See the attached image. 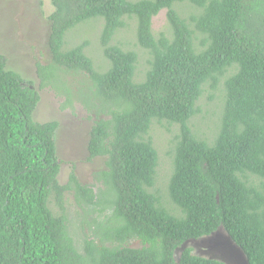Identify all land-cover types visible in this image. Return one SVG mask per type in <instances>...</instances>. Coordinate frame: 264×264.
Wrapping results in <instances>:
<instances>
[{
  "label": "trees",
  "instance_id": "obj_1",
  "mask_svg": "<svg viewBox=\"0 0 264 264\" xmlns=\"http://www.w3.org/2000/svg\"><path fill=\"white\" fill-rule=\"evenodd\" d=\"M185 3L198 10L189 20L174 8ZM52 4V63L37 65L40 90L72 107L64 72L86 74L83 103L97 118L88 150L90 160L106 159L96 181L107 192L96 195L74 173L60 184L59 123L35 122L40 92L0 56V264H227L190 247L218 232L248 264H264V0ZM163 11L169 32L157 36L153 20ZM98 18L106 73L85 55L88 42L64 51L69 30ZM127 20L138 21V43L151 57L140 83L138 54L111 45ZM206 87L222 94L212 143L196 128L209 123L199 105ZM164 123L177 129L167 185L174 210L155 190L159 153L149 134ZM68 193L79 209L73 218ZM133 241L141 247H128Z\"/></svg>",
  "mask_w": 264,
  "mask_h": 264
},
{
  "label": "rangeland",
  "instance_id": "obj_2",
  "mask_svg": "<svg viewBox=\"0 0 264 264\" xmlns=\"http://www.w3.org/2000/svg\"><path fill=\"white\" fill-rule=\"evenodd\" d=\"M174 8L187 20L192 15L198 14L197 8L187 3L176 4ZM54 12L55 7L52 0H0V56L7 60V70L17 72L25 80L33 81L40 92L41 101L34 114L35 122L46 124L57 121L59 123L56 144L57 155L61 163L60 184H66L70 175L74 173L81 184L94 188L96 193L100 194L98 189H103V186L101 181L97 183L96 179L98 173L105 169L104 162L106 159L95 158L90 160L88 146L91 131L97 122V118L94 113L88 112L84 107L83 100L86 99L87 91L86 88L83 90L81 88L85 86L87 81L86 74L76 75L65 74L64 72L65 81L72 90V107L65 105V97L59 96L57 92L49 88L40 90L41 79L39 80L37 76V65L48 66L52 63V55L49 49L52 23L49 18ZM166 14L167 12L163 11L153 20V33L157 36L162 32H169ZM102 25V19L98 18L81 23L69 30L65 35L64 51L68 52L88 42L85 55L91 59L97 71L106 73L111 69L112 64L106 58L100 43ZM137 27L138 21L135 23L133 20H127L125 27L116 31L111 45L118 46L126 52L133 51L138 54L135 80L140 83L145 80L146 71L150 68L148 62L151 57L148 51L138 43ZM45 75L47 76L44 77L46 83L53 81L48 73ZM63 88L64 86H61V91L64 92ZM220 88L222 89V85ZM212 95L216 96L214 101L209 99ZM220 95H222L220 92L213 93L206 87L199 102L202 109L201 116L207 117L209 123L206 126L201 124V127L196 126V128L199 129V133L205 134L201 138L208 140L209 143L214 142L215 136L217 137L220 131L218 124L222 108L219 107V103L216 107L217 97ZM207 112H209L208 115ZM212 113L216 114L212 115ZM211 119L212 122H210ZM194 122L199 124V121ZM171 131H167L166 123L155 124L149 137L152 138L159 153L155 190L167 203L169 210H174L167 200L168 180L173 172V158L170 152L173 148L172 143L177 129L173 131L172 128ZM65 201L73 218L74 212L79 210L74 196L68 193L65 196ZM52 207L55 209V205ZM190 245L194 248V253L200 256L218 257V259L231 264L233 262L234 264H247L243 253L236 246L229 244V239L225 237L223 232H218ZM127 246L133 249L141 247L140 243L136 241L130 242ZM177 256L179 257V253Z\"/></svg>",
  "mask_w": 264,
  "mask_h": 264
},
{
  "label": "clouds",
  "instance_id": "obj_3",
  "mask_svg": "<svg viewBox=\"0 0 264 264\" xmlns=\"http://www.w3.org/2000/svg\"><path fill=\"white\" fill-rule=\"evenodd\" d=\"M97 183H99V182H97ZM101 183H102V182H101ZM102 186H103V183H102ZM94 190H95V189H94ZM98 191H100V194H101V193L103 194L104 192H107V189H106L105 186H103V189H102V188H99ZM95 194L98 195V196H100V194H99V193H96V191H95ZM102 194H101V195H102ZM225 237H227V236L225 235ZM227 238H228V237H227ZM228 239H229V238H228ZM237 249H238V248H237ZM238 250L240 251V249H238ZM240 252H241V251H240ZM243 255H244V254H243Z\"/></svg>",
  "mask_w": 264,
  "mask_h": 264
},
{
  "label": "water",
  "instance_id": "obj_4",
  "mask_svg": "<svg viewBox=\"0 0 264 264\" xmlns=\"http://www.w3.org/2000/svg\"><path fill=\"white\" fill-rule=\"evenodd\" d=\"M229 244H231L232 246H234L233 245V243L230 241V239H229ZM212 257V256H211ZM212 258H214V259H218V257H212ZM218 260H220V259H218ZM222 261H224V260H222ZM225 262V261H224ZM227 264H231L230 262H226ZM232 264H234V262L232 263ZM248 264V263H247Z\"/></svg>",
  "mask_w": 264,
  "mask_h": 264
}]
</instances>
